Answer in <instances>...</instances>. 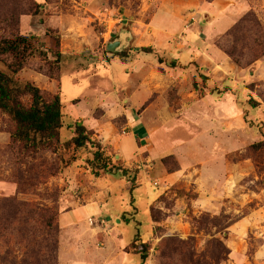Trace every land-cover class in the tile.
I'll return each instance as SVG.
<instances>
[{
  "label": "rangeland",
  "instance_id": "rangeland-1",
  "mask_svg": "<svg viewBox=\"0 0 264 264\" xmlns=\"http://www.w3.org/2000/svg\"><path fill=\"white\" fill-rule=\"evenodd\" d=\"M37 1L38 12L24 15L31 18V29L22 25L24 16L19 29L35 37L37 52L15 77L52 95L60 93L65 124L60 141L49 149H0V264H141L131 247L136 239L150 243L146 264H264V0H222L214 16L201 8V1H193L198 12L191 13L184 10L183 0H166L173 15L188 20L183 31L172 35L174 43L183 44L160 49L147 45L153 47L148 55L136 46L137 39H150L145 23L161 0ZM137 27L144 30L132 34ZM124 28L130 42L119 53H134L135 59L146 55L139 70L179 76L188 69L187 78L162 93L171 107L165 125L143 136L135 131L119 138L128 153L135 151L134 157L124 160L121 148L104 145L94 134L103 148L96 160V148L68 147L65 142L73 136L77 117H87L85 124L90 125L93 117L106 113L102 103L92 111L93 85L108 89L105 95L112 101L119 99L123 74L116 71L121 68L100 55L113 53L107 43ZM209 43L228 57L225 65L219 62L214 69L215 62L205 54ZM258 47L263 54L256 62ZM177 49L186 52L188 64H180ZM73 60L82 64L62 69ZM57 65L61 76H47ZM0 71H8L2 60ZM194 75L201 91L193 87ZM46 77L53 81L49 88L41 82ZM114 111L106 118L117 116L112 122L118 133L128 132L127 119ZM137 133L142 136L140 149ZM100 163L129 167L136 174L134 188L126 178L119 183V176L99 169ZM166 174L174 176L166 179ZM97 201L103 210L93 222L62 226L63 212ZM84 244L86 254L79 262ZM48 245L53 246L51 261H45ZM61 245L66 249L62 261ZM180 247L187 257L184 263L173 256Z\"/></svg>",
  "mask_w": 264,
  "mask_h": 264
},
{
  "label": "crops",
  "instance_id": "crops-1",
  "mask_svg": "<svg viewBox=\"0 0 264 264\" xmlns=\"http://www.w3.org/2000/svg\"><path fill=\"white\" fill-rule=\"evenodd\" d=\"M194 0H183L185 9L184 10H193L191 13H197L198 11L194 9L193 3ZM201 1L199 4L202 9L207 11L209 15L214 16L215 12L218 13L220 3L222 0H213L206 2V0H198ZM91 2V0H90ZM172 8L167 6L166 0H161L160 5L158 6L156 12L153 14L150 22L145 23L148 31H150V39L144 41L143 38L137 39V47L147 46V45H156L159 49L162 46H173L174 48L178 46V48L183 44V42L174 43L173 37L176 32L183 31L186 28V25L188 24V20H185L183 16L177 17L176 15H173L174 13H171ZM30 20L31 18L29 16H24L22 18V25L24 23H27L28 26L26 28H30ZM195 23V22H194ZM227 25V24H226ZM28 28V30H29ZM143 27H137L132 32V34L136 33L137 30L141 31L144 30ZM125 30V28L123 29ZM144 34V33H142ZM194 34V33H193ZM159 36V38H158ZM187 37V35H186ZM171 39V40H170ZM177 41V40H175ZM206 51V58H210L213 62H215L216 66L214 69L218 68L220 65L219 62L227 63L228 57L218 48L214 47L211 43L204 46ZM203 47V48H204ZM202 48V49H203ZM132 51V50H131ZM177 51H181L177 49ZM95 52V51H94ZM77 53V51H76ZM74 53V54H76ZM98 53H100L98 51ZM95 53V54H98ZM73 54V53H70ZM148 55V54H147ZM179 62L182 66L188 64V62H184V58L188 55H186L185 51H181L179 53ZM103 58H105L109 62H113L121 69L117 72V75L119 72L123 74V78L121 80L120 85V92H119V99L116 101H112L111 98L107 95L108 89H104L102 85H93L94 89L90 97L95 99L94 108L92 111L100 106L102 110H104L106 113H104L101 117L94 118L92 122L89 124H85L87 117L79 116L77 117L76 122H79L80 124L84 123L88 128L93 129L96 133L95 135L100 138V141L106 145L110 146L112 148H121L122 154L119 155L123 157L124 160L130 157H134L135 151L133 153H128L127 150L122 146L118 140L122 137V135H135V131H139L142 133V136L145 135V133L148 134L150 132L154 131V127L159 125H165L166 122H168V112L171 110V107L169 104L162 98V93L165 89H167L170 85L175 84V81H179L180 83H184L187 78L185 72H181L178 76L177 72L168 71L166 74L158 75L157 70H139L138 64L141 61H145L148 59V57L143 54H137L136 59H138V62H135L134 53H128L127 55L121 56L117 53H111V54H105L100 55ZM195 58V57H194ZM204 61L206 59L204 56L201 57ZM176 60V58H175ZM79 61H72L68 65H63L62 69L65 67L70 66H77L81 65ZM115 65V66H116ZM225 65V64H224ZM229 65V64H228ZM114 67V65H113ZM183 70V69H182ZM112 76H115L113 73V70L110 71ZM195 75L193 76V78ZM162 79L161 81H159ZM41 82L43 83V87L49 88L53 81L46 78H41ZM116 90V88H114ZM160 93V94H159ZM153 97L151 100L150 98ZM150 101L148 105L145 107V102ZM116 103L117 106L112 107ZM125 103H127V106H125ZM145 107V108H144ZM122 108V109H121ZM115 110L114 112H121L122 115L127 119V125L125 128H128V132L125 131L124 133H118V128L115 126L114 122H112V119L117 116H113V118H106L109 114L110 110ZM142 109L141 112H139ZM91 111V115H93ZM94 116V115H93ZM92 118V117H90ZM92 120V119H90ZM65 124V122H64ZM70 126L72 124H69ZM142 136L137 133L135 137V142L137 143V148L140 149L141 147L138 144V139L141 141ZM10 141V134L4 130L1 129V123H0V148L4 147L8 142ZM136 148V149H137ZM129 168V167H127ZM174 175L173 174H166L164 178L171 179ZM105 180H108L106 177H104ZM124 178H118L117 182H123ZM126 180V179H125ZM109 181V180H108ZM114 184V183H113ZM122 184V183H121ZM1 188V187H0ZM102 206L100 205V202H93L91 204H81L77 206L76 208L69 209L62 213L60 217V221L62 226L70 227L73 225V228L75 227H82L87 220H92L94 216L102 212ZM78 212V213H77ZM81 213V214H80ZM72 228V230H74ZM64 249V250H63ZM66 252V249L61 245L60 248V261H62V257L64 252ZM69 251V250H68ZM71 252V251H70ZM80 257L77 258L79 262H82L83 256L86 254V246L85 244L80 247ZM68 255H71L70 253ZM62 264V263H61Z\"/></svg>",
  "mask_w": 264,
  "mask_h": 264
},
{
  "label": "trees",
  "instance_id": "trees-1",
  "mask_svg": "<svg viewBox=\"0 0 264 264\" xmlns=\"http://www.w3.org/2000/svg\"><path fill=\"white\" fill-rule=\"evenodd\" d=\"M39 6L41 5L37 0H8V2L0 0V60L8 66L7 72L0 71V116L2 117L0 123L1 129L10 134V141L2 147L3 150H7L10 145L17 146L24 153L49 149L60 141L61 129L64 127V105L61 94L52 95L32 81H20L15 77L27 65V57L37 52L34 43L35 37L24 35L19 31L21 17L36 14ZM8 31L9 34H7ZM152 50L151 46L140 48L141 52L147 54ZM226 52L231 57L235 56L234 51L228 49ZM262 54L263 49L258 47L256 62L259 61ZM57 57L60 59L61 53H57ZM171 67H176L175 61L171 62ZM61 70L60 65H57L55 72H47L46 75L50 78H59ZM192 83L195 90L201 91L195 77ZM94 134V130L89 129L84 123L76 122L73 136L65 142V145L69 147L73 144L77 148H96L95 159L99 160L103 154V148L102 144L93 138ZM98 168L103 169L106 173L126 178L131 182V189L134 188L136 174H132L131 169L122 165L111 166L108 163H100ZM181 193L186 194L185 191ZM18 208L19 205L13 206V209L18 210ZM17 214H19V210ZM217 243L221 246L225 245L221 239H218ZM131 247L140 254L141 264H146L149 258L150 243H139L136 239L131 243ZM47 249L46 253L49 254L45 261H51L53 246L48 245ZM173 256L175 259L178 256L183 263L187 259V257L184 259L185 252L181 247L174 249Z\"/></svg>",
  "mask_w": 264,
  "mask_h": 264
},
{
  "label": "water",
  "instance_id": "water-1",
  "mask_svg": "<svg viewBox=\"0 0 264 264\" xmlns=\"http://www.w3.org/2000/svg\"><path fill=\"white\" fill-rule=\"evenodd\" d=\"M131 34L123 30L119 33V36L107 43V50L113 53H119L126 48L130 42Z\"/></svg>",
  "mask_w": 264,
  "mask_h": 264
},
{
  "label": "built area",
  "instance_id": "built-area-1",
  "mask_svg": "<svg viewBox=\"0 0 264 264\" xmlns=\"http://www.w3.org/2000/svg\"><path fill=\"white\" fill-rule=\"evenodd\" d=\"M90 221H92V222H93V219H92V220H90Z\"/></svg>",
  "mask_w": 264,
  "mask_h": 264
}]
</instances>
